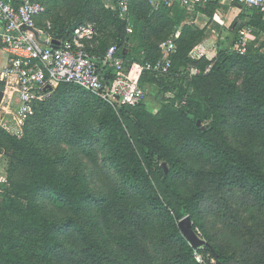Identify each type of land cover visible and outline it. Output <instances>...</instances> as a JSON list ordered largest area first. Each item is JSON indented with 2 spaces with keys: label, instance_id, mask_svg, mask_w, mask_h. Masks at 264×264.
Returning <instances> with one entry per match:
<instances>
[{
  "label": "trees",
  "instance_id": "1",
  "mask_svg": "<svg viewBox=\"0 0 264 264\" xmlns=\"http://www.w3.org/2000/svg\"><path fill=\"white\" fill-rule=\"evenodd\" d=\"M66 1L76 8L75 23L53 22L54 38H71L88 17L102 13L128 70L162 59L153 38L169 37L189 16L180 7L156 10L148 0H134L126 22L102 0ZM219 7L200 8L192 17L202 12L213 19ZM244 11L231 26L234 43L246 27L264 31V15L256 10L249 23L240 24ZM131 20L133 33L148 45L141 60L132 55ZM205 37L204 29L183 25L170 72L142 74L140 84L151 88L173 79L174 84L184 76L181 68L189 67L186 89L181 86L157 115L142 103L112 107L78 87L101 110L96 133L89 136L80 126L74 129L71 116L62 119L59 109L42 129L52 102L35 104L26 137L11 140L15 156L8 163V183L0 184V264H264V43H249L244 55L231 46L212 60H192L190 52ZM108 48L103 41L91 50L100 66ZM106 79L113 80L110 71ZM178 100L187 102L179 109ZM229 132L237 134L236 144ZM63 142L105 150L106 165L118 178L115 186L95 196L84 169L69 172ZM212 201V213L220 220L227 213L226 230L241 243L235 251L206 234L209 246L193 248L181 233L179 222L190 216L204 239L202 204Z\"/></svg>",
  "mask_w": 264,
  "mask_h": 264
},
{
  "label": "built area",
  "instance_id": "2",
  "mask_svg": "<svg viewBox=\"0 0 264 264\" xmlns=\"http://www.w3.org/2000/svg\"><path fill=\"white\" fill-rule=\"evenodd\" d=\"M134 0H113L111 9L123 21H130V8ZM154 9L162 5L180 7L189 15L211 4L241 5L248 11L256 10L264 15V0H148ZM46 0H0V50L8 54V64L0 71V91L4 97L0 105L3 122L10 119V128L21 130L29 116L34 114L37 102L46 101L50 93L61 84L80 87L106 104L116 106H138L148 95L149 87L140 84L145 71L166 75L172 67V56L177 51L176 41L163 44L164 56L156 63L144 66L134 64L130 70L118 57V48L108 49L100 66L87 46L93 38L95 26L84 23L76 27L71 38L58 40L51 33L52 26H39L46 12ZM128 33H133L129 26ZM255 28L240 31L234 43V51L247 53L248 44ZM113 78L107 81L106 73ZM197 73L196 70L192 71ZM17 106L18 109H15ZM20 108V109H19ZM1 118V115H0ZM201 262L200 258H197Z\"/></svg>",
  "mask_w": 264,
  "mask_h": 264
},
{
  "label": "rangeland",
  "instance_id": "3",
  "mask_svg": "<svg viewBox=\"0 0 264 264\" xmlns=\"http://www.w3.org/2000/svg\"><path fill=\"white\" fill-rule=\"evenodd\" d=\"M104 2L106 3V8L111 9L109 6L112 5L113 0H105ZM75 9L76 8L71 7V2L66 0H47V11L40 20V27H45L47 24L51 25L53 22L59 20L68 26L73 25L77 15V11ZM233 9L234 8L230 6L222 8V10H224L222 13H225L226 15H222V20L225 24H229L230 22V19H228L227 16V10L233 11ZM174 12V10H171V15H174ZM87 19V22L92 23L96 28L93 38L91 40H87L88 50L93 56L98 58V55L96 53L94 54L91 50H96L103 41L107 43L109 48L116 46L115 40L110 37V33L113 32L114 29L113 27H109L108 30L104 28L106 21L105 17L102 16V13H99L98 16L95 17L90 16ZM241 21L242 20H240L239 23ZM186 24L197 27L192 19V15L185 16L183 25ZM130 25L131 28L134 27V20H131ZM183 25L177 28L169 37L159 35L153 38L152 47L156 54L160 52L162 57L164 56L165 52L162 49L163 44L169 40L177 41L181 36ZM133 34L135 37L133 39L134 43L131 45L133 51L132 55L136 57L137 60H141L148 45L145 40L139 39L138 32L135 31ZM218 34L219 35L212 33L209 35V38H203L202 42L190 52V58L192 60H199L201 57L205 56L212 60L217 56L220 49L233 46L236 35L232 31L231 26L228 28L224 27L222 31L218 32ZM176 46L178 47V44H176ZM5 55L6 54H3L2 50H0V62L5 59ZM188 68V66L181 68L184 76L178 77L174 84L173 79L170 81L172 83L166 81L164 86H161L160 84L153 85L150 88L151 90L148 91L146 100L141 105H143L148 112L154 115H157L161 110L165 109L168 104L175 101L177 92L181 86L186 89V85H188V82L186 81V76L189 73ZM92 95L90 93H85L84 90L74 85L72 86L69 84L62 85L61 88L59 87L56 91H52L47 100L50 99V102H52L50 107L53 111L49 116L41 120L40 123L44 125L42 129L45 126L49 127L48 124H52L51 119L58 115L57 111L59 109L64 114L61 115L62 119L67 116L70 118L71 116L74 129L79 128L80 126L85 134H90L89 136L96 133L98 128V118L101 114V110L97 108L95 101L92 99ZM186 102L187 100H184L182 103L178 100L175 102V107L180 109L186 104ZM15 109H18L17 106ZM194 110H196V108H194ZM2 112L3 111H1L0 114V155L4 160V166L3 173L1 172L2 174L0 175V184H6L8 183L9 177L8 163L9 161H12L13 156H15V150L11 148V140L13 138L23 140L26 137V127L28 126V123L25 121L21 130L14 131L10 128L11 122L8 123L10 119L5 123L3 122L5 116ZM62 125L63 124L59 127ZM29 127H32V125H29ZM68 129H70V127H68ZM229 138L233 144H236L238 136L235 132H229ZM4 140L6 143H2ZM61 146L64 151L63 153H67V157L71 161V170L69 172L74 174L76 170L84 169L88 176L91 190L95 196H98L99 194L104 193L107 189L109 190L111 187L113 188L115 186L113 179L117 180L118 178L113 170L106 165L104 158L105 155H107V152L105 150L100 149L97 145H94L93 147H86L83 145L80 147L79 145L68 144L66 142H63ZM54 152L55 154L61 153V151L58 150H54ZM25 153L26 151L24 150L22 152V156H24ZM2 165L3 162L0 163V169ZM1 198L2 197H0V200ZM212 203L213 201L204 202L202 204L205 233L202 230H199L200 234L203 237L204 234L209 235L220 244L229 243V245L233 247L234 251L237 250L241 243L238 239L232 237L231 231L226 230L224 217H226L227 213H223L221 216L223 219L221 218L220 220L215 212L214 214L212 213L213 206L212 208L209 207ZM236 208H238V206L234 204L233 209ZM236 210L238 211V209ZM239 212L242 211L239 210ZM67 236H70V234ZM204 239L206 238L204 237Z\"/></svg>",
  "mask_w": 264,
  "mask_h": 264
},
{
  "label": "crops",
  "instance_id": "4",
  "mask_svg": "<svg viewBox=\"0 0 264 264\" xmlns=\"http://www.w3.org/2000/svg\"><path fill=\"white\" fill-rule=\"evenodd\" d=\"M104 1L105 0H103V2ZM105 5H106V3H105ZM227 6L234 8L233 11L227 10V12H228L227 16H228V19H230L229 24H225V22L222 20V18H223L222 15L226 16L225 13H222L224 11V10H222V8L223 7L225 8ZM242 12H243V8L240 9L235 5L225 4V5H222L218 8L217 13L213 19H210L206 14H204L202 12H198L196 15H194L195 17H192V19L194 20L195 25H197L200 29H204L206 31V37L209 38L210 34L213 33V34L219 35L218 32L222 31V29L224 27L228 28L229 26H232L233 23L242 14ZM244 13L246 14L245 17L242 19H239V21L242 20L240 22V24L249 23V21L252 18V14L254 12L247 10V11H244ZM256 32H259V33L257 34ZM254 42L264 43V31H262V32L255 31L254 32L253 36L251 37L250 43H254ZM262 51H264V47H263ZM2 53L6 54V55H5V59L0 62V71L5 69L7 64H8V54L5 53L4 51H2ZM1 87H3L2 83H0V88ZM1 162H3V165L1 166V169H0V175L3 173V166H4V160H3L2 156L0 155V163Z\"/></svg>",
  "mask_w": 264,
  "mask_h": 264
},
{
  "label": "water",
  "instance_id": "5",
  "mask_svg": "<svg viewBox=\"0 0 264 264\" xmlns=\"http://www.w3.org/2000/svg\"><path fill=\"white\" fill-rule=\"evenodd\" d=\"M238 8L242 9L241 5H237ZM4 94L0 91V105L2 103ZM198 126H201V122H198ZM179 228L183 236L188 240L193 248H202L209 246V243L200 237V235L193 229V222L190 216L185 217L179 222ZM214 258L217 259L218 256L213 251Z\"/></svg>",
  "mask_w": 264,
  "mask_h": 264
}]
</instances>
